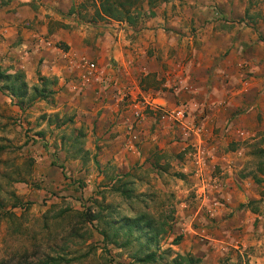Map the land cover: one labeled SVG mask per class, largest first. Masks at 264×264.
<instances>
[{
  "label": "rangeland",
  "instance_id": "1",
  "mask_svg": "<svg viewBox=\"0 0 264 264\" xmlns=\"http://www.w3.org/2000/svg\"><path fill=\"white\" fill-rule=\"evenodd\" d=\"M261 5L264 0H249L252 12L242 23L256 30ZM81 13L93 21L89 4ZM257 35L264 43V31ZM253 51L260 60L242 62V87H250L242 93V116L212 128L197 120L189 125L183 105L176 114L151 106L140 93H125L111 117L96 107L94 95L71 86L28 85L18 102L0 81V264H41L51 255L73 259L62 264H173L187 255L200 259L195 264H264V182L254 179H264V155L256 154L264 152V51ZM141 85L159 83L148 78ZM205 133L204 148L212 152L206 176L193 168L196 139ZM203 177L230 190L237 186L242 199L231 205L216 186L213 200H197ZM140 215L163 224L158 242L147 248L140 231L129 236L125 223ZM189 216L203 233L217 234L234 221L235 230L250 234L249 244L229 246L222 255L196 253L192 247L204 252L209 238L197 240L198 232L186 240ZM150 252L156 261H137Z\"/></svg>",
  "mask_w": 264,
  "mask_h": 264
},
{
  "label": "crops",
  "instance_id": "2",
  "mask_svg": "<svg viewBox=\"0 0 264 264\" xmlns=\"http://www.w3.org/2000/svg\"><path fill=\"white\" fill-rule=\"evenodd\" d=\"M248 1L166 0L153 8L151 16L145 5L146 14L136 24H128L68 15L74 0H11L0 6V66L7 73L21 70L30 86L55 82L94 95L96 107L106 116L119 110L118 101L125 93H140L151 106L176 114L185 106L191 114L189 125L194 120L207 128L233 124L242 116V93L250 88L242 87V62L259 59L252 48L264 51V43L257 42V34L264 31V5L256 11L255 30L242 23L252 12ZM82 59L95 64L94 73ZM148 78L158 79L159 86L142 87V79ZM154 92L159 96L150 97ZM208 138L205 133L196 139L200 143L193 166L197 175L208 172L205 161L212 154L204 148ZM196 186L197 200H213L218 185L203 177ZM235 189L218 186L231 205L242 199ZM194 220L195 216L186 219L190 222L186 240L198 232L197 240L209 238L202 245L204 252L192 247L196 253L222 255L229 246L245 249L249 244L250 234L235 230L234 221H226L222 231L212 234L191 225Z\"/></svg>",
  "mask_w": 264,
  "mask_h": 264
},
{
  "label": "trees",
  "instance_id": "3",
  "mask_svg": "<svg viewBox=\"0 0 264 264\" xmlns=\"http://www.w3.org/2000/svg\"><path fill=\"white\" fill-rule=\"evenodd\" d=\"M165 0H86V2H81L78 5H73L68 11V15L75 13L81 19L85 17V13H81V9L86 7L89 4L93 8V15L89 20H101V19H113L118 21H126L128 24H136L143 15L146 14V10L144 9L145 5H147L149 13L148 15H153V8ZM88 21V19H86ZM0 81L4 82L3 88L8 90L10 94L18 99V102H21L27 94L28 84L25 80V74L21 70H17L13 73H7L5 69L0 67ZM37 87H34V91H36ZM41 91V90H40ZM256 154H263L262 150H259ZM259 171L264 174L263 166L264 161L259 163ZM254 179L256 183L264 182L262 177H258L254 175ZM97 218L96 215L91 220ZM125 223L129 227L128 235L130 236L133 233V230L140 231L138 237L145 239V244L147 247L149 245H155L158 242L159 235L163 232V224L156 226L152 219H147L144 215L136 216L134 218L125 217ZM114 235L119 234L118 229L113 230ZM103 238L108 240L107 232H102ZM129 239H126L128 242ZM137 261L142 262H154L157 260L156 253L150 252L147 253L144 257L136 255ZM71 258L66 259L62 255H51L46 257L41 261V264H62V263H70ZM186 261V264H195L199 263V258L184 257L182 262H177L173 259V264H183Z\"/></svg>",
  "mask_w": 264,
  "mask_h": 264
},
{
  "label": "built area",
  "instance_id": "4",
  "mask_svg": "<svg viewBox=\"0 0 264 264\" xmlns=\"http://www.w3.org/2000/svg\"><path fill=\"white\" fill-rule=\"evenodd\" d=\"M81 62L83 63V65L89 70V71H91V72H95V70H96V66H95V64L94 63H92V62H89V61H85V60H81Z\"/></svg>",
  "mask_w": 264,
  "mask_h": 264
}]
</instances>
